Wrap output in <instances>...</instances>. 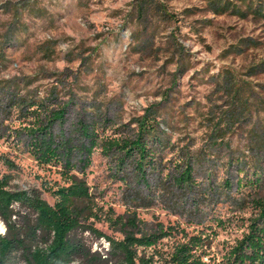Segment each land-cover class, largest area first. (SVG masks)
Segmentation results:
<instances>
[{
  "label": "rangeland",
  "instance_id": "374dc122",
  "mask_svg": "<svg viewBox=\"0 0 264 264\" xmlns=\"http://www.w3.org/2000/svg\"><path fill=\"white\" fill-rule=\"evenodd\" d=\"M209 1L153 0L140 16L137 0H0V80L24 88L23 94L39 91L41 98L57 89L59 103L70 105L69 124L109 119V136L129 135L136 125L123 127L156 108L169 142L159 150V170L164 177L172 173L182 149L188 150L197 160V193L185 199V215L157 197L152 208L137 210L139 218L209 237L205 261L227 264L256 215L243 202L264 197V18L218 15ZM10 124L19 126L17 115ZM12 132L0 139V179L10 176L12 190L41 191L53 206L46 188L63 185L59 169L40 167L17 147ZM113 169L97 149L79 176L102 214L112 209L124 215L135 209ZM227 182L230 188L222 190ZM194 198L203 200L202 225L189 215ZM91 222L107 237L123 239L106 221ZM6 231L0 219V233ZM183 236L166 238L149 252L167 256ZM79 237L106 258V239Z\"/></svg>",
  "mask_w": 264,
  "mask_h": 264
},
{
  "label": "trees",
  "instance_id": "16d2710c",
  "mask_svg": "<svg viewBox=\"0 0 264 264\" xmlns=\"http://www.w3.org/2000/svg\"><path fill=\"white\" fill-rule=\"evenodd\" d=\"M140 16L149 11L153 0H137ZM210 0L218 15L231 13L240 17L248 14L264 18V0ZM157 10L161 6L156 4ZM165 17L170 18L164 12ZM31 82H28L27 86ZM12 89V90H11ZM7 80H0V139L6 132L17 147L23 148L43 168H57L63 185L47 187L56 202L52 206L41 191L12 190L10 176L0 179V219L7 231L0 233V264H213L205 261L206 242L203 235L188 236L176 227L162 223L149 225L139 218L138 209H150L156 199L168 203L174 213L185 215V199L197 193V160L182 149L183 157L173 172L163 176L161 147L168 149L166 133L157 121V109L149 108L142 118L125 125L129 135H107L110 120L94 117L69 124V104L59 103L57 89L41 98L39 91H27ZM17 115L19 126L7 125L8 118ZM10 140V137H8ZM97 149L114 165L127 185L129 201L134 211L117 215L110 209L105 215L96 202L88 183L80 178L92 162ZM9 169L16 165L8 157L2 158ZM154 182L152 184L151 182ZM230 188L227 182L222 188ZM203 201V200H202ZM202 201L193 199L189 211L194 222L204 224ZM249 201L256 211L250 220L248 233L231 250L227 264H264V197ZM20 206L24 211L16 210ZM94 221H106L123 236L122 240L107 237ZM90 234L106 239L110 250L106 258L93 253L80 235ZM182 233L184 241L172 253L164 256L149 250L169 237Z\"/></svg>",
  "mask_w": 264,
  "mask_h": 264
}]
</instances>
